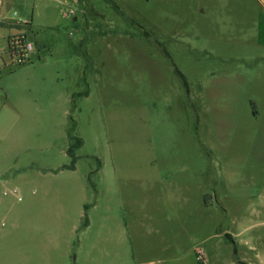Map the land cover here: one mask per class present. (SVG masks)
Instances as JSON below:
<instances>
[{
	"label": "rangeland",
	"instance_id": "374dc122",
	"mask_svg": "<svg viewBox=\"0 0 264 264\" xmlns=\"http://www.w3.org/2000/svg\"><path fill=\"white\" fill-rule=\"evenodd\" d=\"M3 1L0 264H264V0Z\"/></svg>",
	"mask_w": 264,
	"mask_h": 264
},
{
	"label": "built area",
	"instance_id": "2783aa9c",
	"mask_svg": "<svg viewBox=\"0 0 264 264\" xmlns=\"http://www.w3.org/2000/svg\"><path fill=\"white\" fill-rule=\"evenodd\" d=\"M13 21L10 23V21ZM4 25H10L15 33L6 38L7 49H0V74L3 72L6 64V56L13 66H22L32 63L36 52V46L32 41L30 21L24 20L17 12L13 11L11 18L8 17L4 1L0 0V29ZM198 260L205 262L204 254L198 253Z\"/></svg>",
	"mask_w": 264,
	"mask_h": 264
},
{
	"label": "trees",
	"instance_id": "16d2710c",
	"mask_svg": "<svg viewBox=\"0 0 264 264\" xmlns=\"http://www.w3.org/2000/svg\"><path fill=\"white\" fill-rule=\"evenodd\" d=\"M178 74H179L180 76H182V75L180 74V72H178ZM81 145H82L81 140H78V141H77V144H76V147H80ZM69 155H70L73 159H75V156H74V148H71V149L69 150ZM74 163H75V161L73 160V166L71 167L72 169H74V167H75ZM85 225H87V221H86Z\"/></svg>",
	"mask_w": 264,
	"mask_h": 264
}]
</instances>
